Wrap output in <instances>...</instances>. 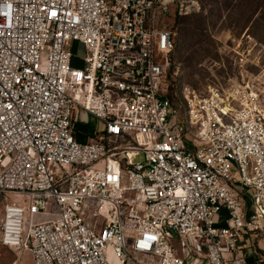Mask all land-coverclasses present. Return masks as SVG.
Instances as JSON below:
<instances>
[{"label": "built area", "instance_id": "obj_1", "mask_svg": "<svg viewBox=\"0 0 264 264\" xmlns=\"http://www.w3.org/2000/svg\"><path fill=\"white\" fill-rule=\"evenodd\" d=\"M203 11V0H0V197H29L4 204L0 244L34 264H264L259 89L185 87L184 122L174 106L176 22ZM82 113L102 124L87 142ZM247 245L258 260L240 254Z\"/></svg>", "mask_w": 264, "mask_h": 264}, {"label": "rangeland", "instance_id": "obj_2", "mask_svg": "<svg viewBox=\"0 0 264 264\" xmlns=\"http://www.w3.org/2000/svg\"><path fill=\"white\" fill-rule=\"evenodd\" d=\"M203 3L202 13L176 22V51L168 80L172 82L170 88L177 99L174 106L181 122L185 121L182 103L185 87L205 95L217 84L226 91L231 83L244 86L250 81L264 98V0H203ZM75 48L74 64L82 66L85 49L80 45ZM87 119L96 125L91 116ZM6 196L0 197V213L7 201L29 203L24 194ZM54 212L52 208L34 218L40 222Z\"/></svg>", "mask_w": 264, "mask_h": 264}, {"label": "crops", "instance_id": "obj_3", "mask_svg": "<svg viewBox=\"0 0 264 264\" xmlns=\"http://www.w3.org/2000/svg\"><path fill=\"white\" fill-rule=\"evenodd\" d=\"M88 116L90 115L83 113L82 120L77 124V138L81 142H87L91 138H94L95 130H102L94 129L96 127L101 128L102 124L96 121V125H92L87 122ZM253 246L254 245H247L241 250L240 254H243L248 260L256 261L258 260V256L255 253ZM0 264H34V262L30 251H22L20 249L10 248L0 244Z\"/></svg>", "mask_w": 264, "mask_h": 264}, {"label": "trees", "instance_id": "obj_4", "mask_svg": "<svg viewBox=\"0 0 264 264\" xmlns=\"http://www.w3.org/2000/svg\"><path fill=\"white\" fill-rule=\"evenodd\" d=\"M181 19V18H180Z\"/></svg>", "mask_w": 264, "mask_h": 264}]
</instances>
